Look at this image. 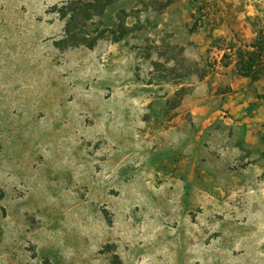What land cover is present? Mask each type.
Segmentation results:
<instances>
[{
    "label": "rangeland",
    "instance_id": "1",
    "mask_svg": "<svg viewBox=\"0 0 264 264\" xmlns=\"http://www.w3.org/2000/svg\"><path fill=\"white\" fill-rule=\"evenodd\" d=\"M68 1L0 0V264H264V95L224 57L264 0H85L59 48Z\"/></svg>",
    "mask_w": 264,
    "mask_h": 264
},
{
    "label": "trees",
    "instance_id": "2",
    "mask_svg": "<svg viewBox=\"0 0 264 264\" xmlns=\"http://www.w3.org/2000/svg\"><path fill=\"white\" fill-rule=\"evenodd\" d=\"M86 4L85 0H70L61 6L59 13L65 19L66 25L63 37L55 42L57 47L69 48L84 45L94 48L98 43L100 37L91 35L84 30L85 22L92 20L93 16L97 15ZM86 10L88 11L87 16H82L83 11ZM248 18L255 30L254 38L251 42L243 45L230 42L224 57L231 59L237 75L256 82L264 80V25L259 24L261 22L259 15ZM83 25L84 27H82ZM262 139L264 140V135H262ZM111 263L125 264L117 253L113 254Z\"/></svg>",
    "mask_w": 264,
    "mask_h": 264
},
{
    "label": "crops",
    "instance_id": "3",
    "mask_svg": "<svg viewBox=\"0 0 264 264\" xmlns=\"http://www.w3.org/2000/svg\"><path fill=\"white\" fill-rule=\"evenodd\" d=\"M235 78L238 79V80L243 81V83H245L248 86L251 85L254 88V90L258 92L257 98H263L262 95H264V80H259V81H256V82H252L248 78L242 77V76L237 75V74L235 75ZM231 84H232V86H234L233 83H231ZM245 89L247 90V88H245ZM230 99H232V96H231ZM245 105H246V103H242L240 107H244ZM197 111L201 115H204V114L208 113V108L207 107H201ZM259 112L260 113L256 117V119L258 121L259 120L261 121L260 122L261 123L260 128L259 129L257 128V129H254V130L253 129H249V131H248V135L250 137L253 136V138H251V139L254 140V141H257V139H258V131L259 130H261V134L264 135V104H262L260 106ZM221 117L223 118V116H221Z\"/></svg>",
    "mask_w": 264,
    "mask_h": 264
}]
</instances>
